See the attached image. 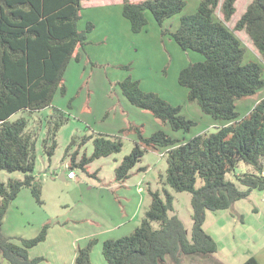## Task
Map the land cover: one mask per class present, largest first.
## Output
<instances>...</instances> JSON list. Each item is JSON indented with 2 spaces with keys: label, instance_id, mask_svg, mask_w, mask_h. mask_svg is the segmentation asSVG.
<instances>
[{
  "label": "trees",
  "instance_id": "16d2710c",
  "mask_svg": "<svg viewBox=\"0 0 264 264\" xmlns=\"http://www.w3.org/2000/svg\"><path fill=\"white\" fill-rule=\"evenodd\" d=\"M83 1L0 0V169L25 175L24 179L0 180V264L5 260L10 264H38L44 259L31 257L29 251L46 240L51 224L43 225L32 238H20V243L2 230L3 218L22 188L29 187L42 202V185L34 175L37 135L29 128L28 116L11 117L18 111L31 114L53 106L58 92L67 93L65 72L72 60H81L77 49L84 47L95 27L88 21L85 29L79 28ZM236 1H222L221 20L216 17L220 0H200L197 10L183 14L176 29L171 30L163 28L166 20L181 12L187 0H122L123 15L134 32L147 27L150 11L163 33H170L182 49L204 55L203 61L180 71L179 83L188 88L189 100L197 102L203 112L227 123L184 142L163 129L144 136L139 125L129 128L135 130L137 139L116 167L115 180L125 182L149 148H168L166 183L176 191L192 194L193 234L190 241L182 220L176 214L169 215L173 195L166 191L163 198L159 191H151L152 202L141 224L127 235L103 241L102 254L108 264H162L167 257L180 264L183 255L213 254L218 244L203 227L206 211L227 209L253 189L264 190V97L244 116H240L237 104L264 87L263 67L254 60L244 61L246 47L225 23L236 12ZM235 28L246 31L264 62V0H252ZM119 85L132 104L151 111L173 130L189 131L195 125V120L181 112V106L143 90L138 80L126 78ZM52 118L54 124L43 140L49 155L54 153L57 132L69 116L53 107ZM93 143L92 154L84 155L80 162L73 156L69 169L80 165L87 170L95 158L120 152L124 145L120 135L107 134L95 136ZM241 161L255 168V172L238 175L247 187L244 191L226 178ZM199 179L202 184L197 186ZM97 242L93 237L78 246L73 264H93L91 252ZM243 264L261 263L252 255Z\"/></svg>",
  "mask_w": 264,
  "mask_h": 264
},
{
  "label": "rangeland",
  "instance_id": "374dc122",
  "mask_svg": "<svg viewBox=\"0 0 264 264\" xmlns=\"http://www.w3.org/2000/svg\"><path fill=\"white\" fill-rule=\"evenodd\" d=\"M222 1L216 8V17L224 20ZM251 1L237 0L236 12L225 23L246 47L244 61L262 63L264 77V62L258 49L245 30L235 28ZM199 3L200 0H187L184 9L168 18L163 28L175 30L181 16L194 13ZM83 6L79 28L85 29L88 21L95 27L88 33L84 47L77 49L81 52V60H72L65 72L67 93L62 95L58 92L53 106L31 114L18 111L11 117L14 120L28 116L29 128L37 135L34 175L42 185V202L36 200L29 187L22 188L3 218L2 230L6 236L20 243V238H32L43 225L51 224L48 232L51 231L52 238H46L30 252L32 257L44 258L38 264H70L77 247L85 245L93 237L98 242L91 252L92 263L108 264L102 254L103 241L127 235L141 224L152 202L151 191H159L163 198H166V191L173 195V210L169 215L176 214L182 220L191 241L194 223L192 194L176 191L166 183L168 148L145 151L131 171L126 191L128 200L120 196L125 193L122 189L111 187L103 190V181L99 178L114 186L115 169L132 151L137 139L135 130L129 129L133 125H139L144 136L163 129L184 142L199 133L213 132L227 123L203 112L197 102L189 100L188 88L179 83L180 71L190 63L203 61L202 53L182 49L170 33H163V28L150 11L147 12V27L134 32L123 15L122 0H85ZM126 78L138 80L143 90L155 92L171 104L181 106V112L195 120V125L189 131H176L151 111L132 104L119 85ZM263 97L264 87L239 100L240 116L248 114ZM53 107L63 110L69 119L58 130L56 148L49 155L43 140L48 135V127L54 124ZM100 134L109 137L120 135L124 143L122 150L95 158L87 165V170L80 165L75 166V179H60V173L69 170L73 156L80 162L84 155L92 154L93 139ZM99 167L100 171H96ZM140 167H146V170ZM248 171L255 172V168L241 161L226 174V178L244 191L247 187L238 175ZM24 177L22 172L0 169L1 181ZM201 184L199 179L197 186ZM119 210L125 216L117 222L108 224L101 220L114 217ZM64 220L65 224H57ZM153 225L159 227L158 222H153ZM203 227L217 241L218 250L208 255H183L180 264H243L252 255L264 264V190L253 189L247 197L237 200L227 209L207 210ZM59 233H66L65 245L52 242ZM4 263L10 264L6 260ZM162 264L176 263L167 257Z\"/></svg>",
  "mask_w": 264,
  "mask_h": 264
},
{
  "label": "crops",
  "instance_id": "0c3cea01",
  "mask_svg": "<svg viewBox=\"0 0 264 264\" xmlns=\"http://www.w3.org/2000/svg\"><path fill=\"white\" fill-rule=\"evenodd\" d=\"M118 162V161H117ZM71 169H73V168H71ZM100 167L99 168H97L96 169V171H100ZM75 171V170H74ZM67 172L68 171H66V179H67ZM76 177H77V174H76ZM75 177V178H76ZM75 178H73V179H75ZM66 179H63V180H66ZM103 178H99V180L100 181H103V184H102V189L103 190H108L109 188H111V187H116V188H119V189H122V190H124V192L125 193H122L120 196L122 197V198H124L125 200H128V197H127V188H128V181H129V179H130V177L125 181V182H123V183H119V182H117L116 180H115V177H114V179H112V181H114L115 180V184H113L114 186H112V185H108V183L106 182V181H104V180H102ZM107 185V186H106ZM110 186V187H109ZM138 187H137V191H139V185H137ZM21 192V191H20ZM19 192V193H20ZM19 195V194H18ZM18 197V196H17ZM120 214H121V216H120ZM123 216H125L123 213H122V211H116L115 213H114V217L112 216V217H104V218H102L101 220L103 221V222H106V223H110V224H112L113 223V221H118L119 219H121ZM66 223V220H64V221H58V223L57 224H59V225H63V224H65ZM95 223H98V224H100L99 222H96L95 221ZM52 230V229H51ZM51 236V231L50 232H48V235H47V238H49ZM73 237H75V236H73ZM51 238H52V236H51ZM64 238H66V233H59V234H57L56 235V237H55V239L56 240H53L52 242L53 243H55V244H57V245H59V244H64L65 245V242H64ZM76 237H75V240L74 241H76ZM74 241H73V245L75 244L74 243ZM65 246H63V248H64ZM75 247H76V244H75ZM78 248V247H77ZM33 248H31L30 249V251H29V253L31 252V250H32ZM58 251H61V250H58ZM76 252H77V249H76ZM76 252H75V255H76ZM195 256H198V255H195ZM32 257V256H31ZM74 258H75V256L73 257V259L71 260V262H70V264H73L74 263ZM258 258V257H257ZM258 260H259V262L262 264V261L260 260V258H258ZM5 264V263H4Z\"/></svg>",
  "mask_w": 264,
  "mask_h": 264
},
{
  "label": "built area",
  "instance_id": "2783aa9c",
  "mask_svg": "<svg viewBox=\"0 0 264 264\" xmlns=\"http://www.w3.org/2000/svg\"><path fill=\"white\" fill-rule=\"evenodd\" d=\"M75 177H76V172L74 171V169H69L67 172V178L73 179Z\"/></svg>",
  "mask_w": 264,
  "mask_h": 264
},
{
  "label": "water",
  "instance_id": "95a60500",
  "mask_svg": "<svg viewBox=\"0 0 264 264\" xmlns=\"http://www.w3.org/2000/svg\"><path fill=\"white\" fill-rule=\"evenodd\" d=\"M66 171L65 170H63L61 173H60V175H59V178L60 179H66Z\"/></svg>",
  "mask_w": 264,
  "mask_h": 264
}]
</instances>
